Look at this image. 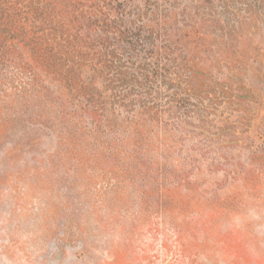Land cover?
<instances>
[{
	"label": "rangeland",
	"instance_id": "374dc122",
	"mask_svg": "<svg viewBox=\"0 0 264 264\" xmlns=\"http://www.w3.org/2000/svg\"><path fill=\"white\" fill-rule=\"evenodd\" d=\"M105 37L145 107L45 71ZM0 264H264V0H0Z\"/></svg>",
	"mask_w": 264,
	"mask_h": 264
},
{
	"label": "trees",
	"instance_id": "16d2710c",
	"mask_svg": "<svg viewBox=\"0 0 264 264\" xmlns=\"http://www.w3.org/2000/svg\"><path fill=\"white\" fill-rule=\"evenodd\" d=\"M104 32H108V30H104ZM60 40L64 42L63 46L65 43L66 47L70 46L68 37L64 40L60 38ZM80 47H84V50L75 51L71 46L69 51H65L64 54L52 53V56L48 57L52 59L46 61L44 66L47 73L54 74L61 87L67 89L69 93H73V98L83 97L86 104L94 105L96 103L103 110L106 108L112 110L115 105L126 108L128 105L133 107L136 102H140V107L148 105L146 99L135 101L134 96L141 97L144 95L145 98L151 96L153 89L146 85L149 77L143 74L144 77L139 82L133 74L128 75L126 71L121 69L118 71V68H122L125 64L121 62V58L114 49L110 48L108 37L100 40L90 39L87 44H82ZM85 66L91 73L82 77V68ZM97 79H99L101 86L99 91L96 89ZM125 79H129L131 82L134 79V82L130 85L125 84ZM134 83L140 87L143 86V90L135 89ZM176 96L182 99V96L177 94L174 97ZM151 98L154 97L151 96ZM151 108L148 106L146 111L150 112Z\"/></svg>",
	"mask_w": 264,
	"mask_h": 264
}]
</instances>
